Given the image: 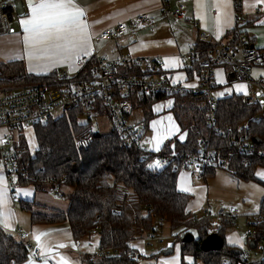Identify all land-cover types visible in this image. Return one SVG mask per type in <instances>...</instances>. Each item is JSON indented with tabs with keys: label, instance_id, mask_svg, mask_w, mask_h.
Segmentation results:
<instances>
[{
	"label": "trees",
	"instance_id": "obj_1",
	"mask_svg": "<svg viewBox=\"0 0 264 264\" xmlns=\"http://www.w3.org/2000/svg\"><path fill=\"white\" fill-rule=\"evenodd\" d=\"M91 64L79 71L75 78H82ZM0 70L3 75L1 88L57 81V71L48 75L28 74L21 61L1 63ZM138 71V68H132L128 73ZM167 98H145L135 104V110L141 108L145 114L142 138L153 117L152 105ZM242 98L243 95H234L218 100L216 122L208 127L209 110L208 106H202V99L194 95H177L173 113L187 137L184 142L177 137L168 140L158 153L135 147L123 148L115 127L106 134L95 133L91 121L87 124L80 122L82 106L56 119L50 118L33 128L37 144L34 153L23 133L18 135L21 140L16 153L20 174L16 184L33 186L36 192L47 191L49 185L71 187L74 190L67 196L69 209L67 212H51L37 206L34 201H21V206L30 213L33 224L68 221L76 240L97 233L100 248L116 251L103 257L85 255L83 264H141L146 257L133 249L131 242L147 235H159L165 223L173 233L183 228H193L197 232V240L190 243L180 241L181 264H188L185 262L187 256L194 259V264H247L249 260L242 249L226 243L225 236L232 226V218L221 217L217 230L212 218L194 222L192 218L196 215L188 211L192 197L177 187L180 172L188 169L179 157L199 156V143L203 142L204 146L229 162V166L222 170L238 181H255L264 189V181L256 173L258 168L264 167V161L252 156L246 165V157L239 155L231 146L233 140L246 134L252 141L260 139L262 143H257V149L264 150V118L252 120L261 107L246 105ZM132 100L136 103V98ZM97 108L100 116H108L105 107L100 105ZM85 135H91V144L87 149H78L75 138ZM157 159L169 160L160 169L150 168L149 165L155 164ZM220 169L215 165L199 175L208 180ZM257 215H264V194ZM254 227L256 231L248 236V245L251 247L253 241L254 248H257L258 241L264 238V223ZM214 232L223 238L224 247L220 251L204 252L202 242ZM175 238L177 240V236ZM235 249L243 253L235 255L232 253ZM29 252L17 236L0 227V264H25L30 258Z\"/></svg>",
	"mask_w": 264,
	"mask_h": 264
},
{
	"label": "crops",
	"instance_id": "obj_2",
	"mask_svg": "<svg viewBox=\"0 0 264 264\" xmlns=\"http://www.w3.org/2000/svg\"><path fill=\"white\" fill-rule=\"evenodd\" d=\"M22 1L26 6V12H24L22 4H19L18 15L13 18L11 23L12 32L6 35L0 34V64L21 61L24 63L27 73L32 75H48L58 70L75 75L80 69L81 59L94 54L109 59L129 56L135 61L148 57L161 58L164 61L176 58L178 64L167 67L173 81L195 85L197 75L193 66L185 64L181 60V56L187 54L193 48L198 46L203 47L206 46V43L210 44L214 42L231 44L237 40L238 34H243L248 37L252 46L264 50V2H258V0H244L241 12L245 15V18L240 23L238 21L239 11L235 9L233 0H73V3L83 10L84 15L82 19L88 25V31L91 34L89 54L82 55L81 59L77 62L58 63L53 67H45V61L33 60L31 62L32 70L30 71L28 50L23 42L24 32L21 24V20L27 19L30 16V9L28 0ZM33 2H38V0H33ZM179 4H182L184 7L183 17L179 20H174L172 14ZM143 13L152 17L153 23L151 25L141 27L135 31L129 30L118 40H95L104 30L119 23L127 22ZM200 32L208 33V41L200 39ZM229 70V66L217 69V87L213 94L215 99L220 100L234 95H245L258 90L255 85L229 83L227 81ZM252 78L255 81H264V68H253ZM236 85H246V93L245 90H238ZM176 103V99L167 98L157 101L152 105L151 112L153 117L148 122V129L142 138V142L146 138V141H149L156 135L152 127L153 121H160L157 128L161 133L166 131L169 127L167 119L169 116L172 117V120L179 127L180 131L163 139L159 151L168 140L174 137H177L181 142L185 141L187 134L183 140L180 139V135L185 132H182L173 113ZM138 127L143 132V122ZM29 130L33 129L25 130L23 132L24 137H27L25 132ZM146 141L145 146H148L146 151L152 153L159 152L155 150L152 143H146ZM0 165H2L1 160ZM257 171H264V167L258 168ZM0 173L7 178L8 203L5 211L12 213L10 227L5 228L3 225H0V227L15 236L19 232L29 233L30 238L28 242L35 250H40V255L37 259L29 258L25 264H30V262L32 264H44L45 260L47 264H62L61 257L66 259L67 264H83L82 259L85 255H97V253H87L83 238L79 240L74 238L68 221L54 224H33L30 213L21 206V201H34L37 206L48 209L51 212H67L70 204L67 196L73 192V188H67L63 192L61 191L63 186L59 187L57 185V187H54L49 185L47 191L36 192L33 186H19L16 182L11 187L3 166L0 168ZM196 174L199 175V173L188 169L182 170L177 183L180 192L191 195L192 198L188 205V211L195 215L196 211H199V209L203 211L204 209V194L207 190V180L203 179L205 185L204 183L197 184L200 181L194 180ZM182 175L184 176L183 180H181ZM182 187L189 190L184 191ZM24 190L30 194L25 195ZM163 228L168 230L172 237L174 236L168 224L165 223ZM40 233H47V235L40 237L39 243L44 246L43 248L37 246L36 236ZM162 236L158 235L159 238L161 237L160 243H162ZM230 237L234 239L240 238V243L230 242ZM225 239L227 245L243 249L249 238L248 236L240 235L236 231H227ZM147 243L150 242L146 238L137 239L131 242V246L134 245L133 249L137 250L140 255L146 256V246L149 245ZM61 244L65 245V247H60ZM178 250L181 254V245L178 246ZM179 256L175 258L177 260L176 264L182 263ZM172 260L166 258L164 262Z\"/></svg>",
	"mask_w": 264,
	"mask_h": 264
},
{
	"label": "built area",
	"instance_id": "obj_3",
	"mask_svg": "<svg viewBox=\"0 0 264 264\" xmlns=\"http://www.w3.org/2000/svg\"><path fill=\"white\" fill-rule=\"evenodd\" d=\"M234 7L238 13L239 23L244 20L245 15L241 12L244 0H233ZM22 4L24 12L26 6L22 0H0V34L6 35L12 32L11 23L18 15V5ZM184 7L179 4L172 14L174 20L183 17ZM153 19L148 14H140L133 19L119 23L104 30L95 40L112 41L123 37L129 30L135 31L141 27L151 25ZM201 40L208 41L209 35L200 32ZM185 64L193 66L196 72V83L193 87H186V83L174 82L165 61L161 58H144L135 61L129 56L118 59H109L96 54L86 56L80 61L79 71H83L90 65L82 78L76 79L66 71H57V81L51 84L36 85L27 88H0V131L3 142H0V160L3 169L8 177L11 187L14 186L12 178L20 174L19 160L16 153L19 134L27 129H33L40 123H46L53 114L62 112V115L80 106L83 108L81 119L92 121L94 117L100 116L97 110L100 105L105 107L113 126L120 134L121 146L125 149L135 147L144 149L142 132L138 125L131 123V115L135 112V104L143 99L165 96L176 99L177 95H194L202 99V106H208L207 125L214 126L216 122L215 113L218 107V100L214 97L217 87L216 72L218 68L229 66L227 81L229 83L255 85L258 90L243 95L242 102L246 105H258L261 111L252 117V120L264 118V81H255L252 78V69L255 67L264 68V50L255 48L249 42L246 35L238 34L237 40L233 43H206L201 48H193L187 54L181 56ZM138 68L140 71L128 73L126 71ZM78 71V72H79ZM3 75L0 70V80ZM190 85V84H189ZM15 89V91H13ZM259 94V95H258ZM136 98V103L132 99ZM19 135V136H18ZM92 141L91 135L77 136L75 145L78 149L89 148ZM231 146L235 151L246 157L244 164H249V158L256 156L264 161V150L257 149V143L248 139L242 134L238 139L233 140ZM200 154L195 157H179L184 161L185 167L196 173L204 171L212 166L227 168L229 162L222 159L219 153L199 143ZM167 160H159L160 164H166ZM238 213L234 207L222 208L218 211L217 217H233ZM211 207L204 210L201 218L194 216V222L202 218H212ZM250 226L264 223V215H253L248 217ZM183 232L180 238L183 237ZM253 234V228L249 227L247 236ZM17 237L30 251L29 257L37 259L40 250L34 249L28 242L29 233L19 232ZM146 238V237H145ZM144 238V239H145ZM159 238L148 235L146 240L151 241ZM264 243V239H260ZM116 251L112 249L99 248L97 256H109ZM248 258V256H246ZM264 262V252L261 257ZM248 264V263H247Z\"/></svg>",
	"mask_w": 264,
	"mask_h": 264
},
{
	"label": "snow or ice",
	"instance_id": "obj_4",
	"mask_svg": "<svg viewBox=\"0 0 264 264\" xmlns=\"http://www.w3.org/2000/svg\"><path fill=\"white\" fill-rule=\"evenodd\" d=\"M258 2H264V0H258ZM28 6L30 16L21 20V24L24 32L23 42L28 50L30 71L32 70L31 62L33 60L45 61V67H53L58 63L77 62L82 55L89 54L91 34L88 31V25L82 19L83 10L76 6L73 0H38V2L28 0ZM176 64H178L176 58L165 60V67L176 66ZM193 86L186 85V87ZM236 88L245 90L246 93V85H236ZM261 103H264V101H261ZM167 119L169 127L163 133L157 128L160 121H153L152 127L156 135L151 140L146 141V143H152L156 151H159L163 139L180 131L172 117L169 116ZM2 135L0 133V142H3ZM185 135L186 133L181 134L180 139L183 140ZM159 166L160 161L149 165L150 168ZM0 168H2V165H0ZM257 175L264 178V173H257ZM183 179L184 176L182 175L181 180ZM182 190L188 191L189 189L182 187ZM24 191L25 195L30 194L28 191ZM7 203V178L0 173V225L5 228L10 227L12 218V213L5 211ZM42 235H47V233H40L36 236L37 246L40 248L44 247L39 243ZM229 241L240 243V238L230 237ZM241 246L243 245L241 244ZM60 247H65V245L61 244ZM61 262L67 264L64 257H61ZM44 264H47L46 260ZM166 264H176L175 258L166 262Z\"/></svg>",
	"mask_w": 264,
	"mask_h": 264
},
{
	"label": "rangeland",
	"instance_id": "obj_5",
	"mask_svg": "<svg viewBox=\"0 0 264 264\" xmlns=\"http://www.w3.org/2000/svg\"><path fill=\"white\" fill-rule=\"evenodd\" d=\"M50 83H53V82H50ZM50 83H47V84H50ZM36 85L37 84H30V85L12 86V87H6V88H13V87L14 88H27V87H32ZM13 91H15V89ZM60 116H62V112H56L53 114L54 119ZM144 118H145V114H144L143 109H138L133 113L131 122L141 125V122H143ZM81 122L86 123L87 120L81 119ZM91 122H92L93 131L95 133L106 134L109 131H111L112 128L114 127L110 118L106 115L94 117ZM0 133L4 134L5 131H0ZM25 133L27 136L26 141H28L30 150L31 152H33L36 149V139L34 136V132L33 130H29L28 132H25ZM20 138H22V136ZM146 139L143 142L145 150H147V147H148V146H145ZM20 140L17 146L20 145ZM163 165L164 164H160V166L156 168L160 169L163 167ZM256 173H264V171H257ZM200 178L198 174L194 176L195 181H200L199 183L197 182V184L204 183L205 185L204 180ZM258 178L261 181H264V178L260 176H258ZM12 180L14 181L13 182L14 184L16 182V178L15 179L12 178ZM206 184H207V190L204 194L205 195L204 197L205 204L203 207L204 209L203 211L201 209H199V211H196L197 217L199 218L202 217V215L204 214V210L208 206H210L213 211L212 223L214 224L215 229L217 230V226L220 224V218L216 216L218 211L222 208L229 209L230 207H234L238 210V213L235 216L231 217L232 226L229 227L227 231L228 232L236 231L240 235L247 236L248 228L252 227L253 234H254L256 231V228L254 226L249 225L250 222L248 221V217L258 214L260 212V204H261V200L264 194L263 187L255 181H249V182L238 181L237 179L230 176L228 172H226L225 170H222V168L217 171L216 175L213 178L208 179ZM67 188H71V187L63 186L61 191L65 192ZM49 194H51V192H49ZM182 232L184 234H182L183 237L180 238V234ZM189 233L193 234L195 238H198L197 232L193 228H191L190 230L183 228L176 233L174 232V236H177V240L174 236L172 237V235L170 234L168 230L163 228L159 234L161 236L163 235L162 243H160L157 238L151 240L150 243H147L149 245L146 246L147 247L146 252H145L146 258H144V260L141 261V264H166L164 262V259L166 258L174 259L178 257V255H180L179 258L182 260L181 254L178 250V246L181 243L180 241H182L183 238ZM83 240H84V243L86 244L85 246H86L87 253H97L98 252L97 250L99 248V237L97 233H93L91 236L84 237ZM259 241H258L257 248L250 247L247 241L246 245L242 249V251L244 252V255L248 256V260H249L248 264H254V263L261 262V257L264 252V243H260ZM172 247H174L173 248L175 250L174 253L171 255L165 256L164 250L171 249ZM175 261L177 263L176 259ZM185 262L188 264H194V259L191 256H187L185 258Z\"/></svg>",
	"mask_w": 264,
	"mask_h": 264
},
{
	"label": "water",
	"instance_id": "obj_6",
	"mask_svg": "<svg viewBox=\"0 0 264 264\" xmlns=\"http://www.w3.org/2000/svg\"><path fill=\"white\" fill-rule=\"evenodd\" d=\"M256 143H262L260 139H254ZM194 240H197L193 234H187L184 238L183 241L184 243H190L193 242ZM251 247L254 248L255 245L253 241H251ZM224 247V240L223 238L216 232L211 233L208 237H206L201 245V248L204 252H210V251H220ZM174 249H167L164 251V255L168 256L174 253ZM233 254L235 255H241L243 252L240 249H235L232 251Z\"/></svg>",
	"mask_w": 264,
	"mask_h": 264
}]
</instances>
